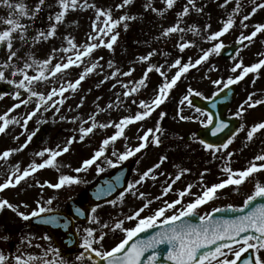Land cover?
<instances>
[{"label":"snow or ice","instance_id":"6c2138e0","mask_svg":"<svg viewBox=\"0 0 264 264\" xmlns=\"http://www.w3.org/2000/svg\"><path fill=\"white\" fill-rule=\"evenodd\" d=\"M133 3L134 0H121V3L115 5V10H123ZM162 3L165 5L163 9L154 7L152 0H147V3L143 7L145 11L151 10L159 16H163L165 12L174 8L177 0H162ZM231 3H233V0H223L218 6L221 9H227ZM247 4L251 5V11L241 15L246 4L244 0H235V6L228 12L227 19L221 20L222 27L212 32L210 31L211 24L209 23L204 25L203 30L196 24L182 27L184 18L192 10H195L197 13H203L204 7H206H198L197 0H187L182 10L176 13V22L168 27H162L159 36L154 37V39L167 40L173 34L179 33L181 34L180 38L174 46L178 48L180 53H183L186 49L197 46L194 41L185 39L184 34L191 32L193 35L200 36L202 40L211 46L207 49L201 48V54H199L198 58L193 59V57H189L185 62L182 56H178L171 63L165 60L164 64H154L151 63V60L157 54L165 57L170 54L153 48L146 55L137 57L139 63H147L143 75L139 79L125 81L122 77H131L135 72L134 67H129L127 71H123L114 61L109 60L107 62V69L110 71L105 72L104 65L101 63L104 58L102 56L94 57V53L101 47L114 51V45L117 44L120 37V26L122 25L124 31H127L129 27L128 22L136 20V15L125 11L119 17H114L112 7H98L95 3H89V0H54V3H49L48 0H37L31 8L24 0H0V6L8 9L7 16L0 17V24L7 25L3 30H0V50L4 46H6L7 50V58L0 62V84L10 85L14 89V91L0 92V99H3L4 96H11L13 100L18 101L8 108L6 112L0 114V122H2L0 123V134H4L12 124H17L24 129V132L21 133L22 135L27 133V139L24 144L19 148L7 149L3 153H0V160L7 162L13 153L23 151L39 131V127H37L28 133L29 122L39 116L40 118L36 120L37 125L47 123V119L43 117L49 111L53 113V116L59 115L68 99L65 93H75L82 82L91 74L96 73L102 77L96 84L97 88L109 80H114L115 83L112 84V89L117 88L118 85L123 89L122 92L115 93V104L117 107L124 104L129 98L134 97L137 93H140L142 89L147 88L150 73L155 72L162 78V82L154 89V95L150 101L133 98L132 104L136 105L139 110L134 115L122 116L118 122L111 120L107 123L97 121L96 117L101 112L114 107L113 103L109 102L104 108H101L98 102L102 97L96 98V111L89 114L87 119H82L78 116L68 118L60 115L59 118L62 121L69 120L71 123L79 121V128L73 130L76 134L68 137L66 143L63 145L57 144L55 148L43 147L37 151L34 154L36 157L44 158L47 155V158L42 159L39 163L33 160L27 167L21 170L20 163L17 162L8 172L7 179L3 183H0V193L9 187H17L22 181H26L28 177L46 167H56L59 170L57 157L67 153L73 143L83 142L97 128L107 129L113 127L115 128V132L111 136L104 138L99 148L93 152L89 159L83 160L80 167L73 169L76 173L87 171L93 165H96L98 172H102L104 169L97 163L101 158H103V163L109 167H117L122 162L129 160L131 157L136 156L137 153L146 149L149 144L159 147L162 143L160 137L163 134L159 121L167 116V113L163 111L159 114V120L155 128L147 129L143 132V135H139L141 130H137L139 143L135 147L126 146L122 152L113 149L111 157H114V159L105 155L110 144H114L119 138L128 139L125 135L127 126L149 118L153 112L159 109L170 98L171 91L178 86L181 78L189 73L191 69L201 66L209 60L210 56L214 54L219 55L225 49V44L221 38L233 29L237 16H240L239 23L242 29L236 40L237 45L240 47L236 49L235 55L232 56L234 63L230 68V72L235 74L238 70L240 71L238 75L229 76L226 80H212L211 83L213 85L223 86L218 87V91L213 93V95H219L224 89H228L231 85L242 81L249 73H257L258 70L264 68V58L259 59L258 62L250 66H245L243 60L238 59L240 52L244 48H247L258 34L264 33V23L258 22L251 25L253 30L250 33L245 34L244 30L250 27L246 22L251 20L257 11L264 9V0H247ZM46 7L49 9L57 8L58 10L48 13L47 20L49 24L46 29H37L36 34L30 37L28 35L29 25L23 23L22 20L27 18L28 20L35 21ZM89 8L94 9L95 19L92 20L91 32L87 34L85 42L78 44L75 37L68 34L63 37V41L67 46L62 44L59 47H53L51 53L45 59L35 58L31 51L26 53L27 58L18 55L20 49L14 48V40L17 38L14 34H18L22 47L24 45L34 47L41 41L46 42L57 35L58 26L64 23L69 9L87 10ZM101 17H103V20H101ZM257 55L264 57V53H257ZM18 61H22V66H20ZM81 66H83V70L78 74V78L75 80L67 79L70 69L74 67L81 68ZM172 69H175V72L169 78V72ZM29 70L35 72V75H30ZM213 70H216L214 66L210 71ZM6 73H10L11 78ZM17 76L20 79H15ZM58 76L61 80L59 87L52 86L46 94L45 92L36 90L37 85H47L49 81L55 82ZM253 84H255V79L253 80ZM25 93L27 94L26 96L24 95ZM255 95V93H249L248 97L239 105L234 113L235 117H242L247 109L264 104V99H254ZM193 96L199 97L202 96V93L189 85L186 93L180 99L179 105L183 106L187 102L189 108H194L193 102L190 99ZM207 98L210 99V97ZM84 99L85 97L82 96L76 108L83 106ZM33 102H35V107L31 111H27L22 118L15 116L9 118L10 114L16 109L21 106L27 108ZM69 111H72V109L69 108ZM194 113V115H184L183 107H178L177 110V115L182 121L199 122L205 128L213 124V116L206 113L203 109L194 108ZM202 117L206 118L202 119ZM244 128L245 125L241 124L239 128L229 130V123L217 118L211 130L212 135L216 136L218 133H225L226 138L220 143L207 142L204 139L198 140L203 150L210 152L214 158L221 159L223 164L221 171L227 174V179L208 186L204 183L203 179L208 171L205 169L200 173V191L198 193L192 192L193 185L191 183L183 189H174L173 185L191 170L187 168L180 169L174 177L172 174L157 173V170L167 160V156L162 155L156 164L146 169L142 174H139L138 179L129 181L127 187L119 193L117 198L119 201H123L127 194L145 201L130 215H126L124 219L114 218L112 224L107 222L101 223L99 217L96 215L100 205L97 204L95 207H92L88 220L90 225H98V228L89 226L77 229L78 232L82 231L83 236L79 242V247L82 251L75 256L76 264H158L161 253L157 249L161 245L166 246L163 252V259L169 262V264H237V261L242 259V253H246L249 249L254 250V258L244 259L243 264H264V255H261L264 252V203L254 204L257 198L264 199V184L259 181L255 182L254 190L246 197L243 201V206L240 208L228 205L227 208H213L211 212L204 215L198 214L200 206L215 199L219 190L227 186H236L238 188L254 173L264 170V153L254 156L249 165L242 170H234L230 166L231 159L235 153L227 150L233 144L239 132L243 131ZM261 130H264V121L257 122L250 127L247 131L246 140L252 141L254 135ZM14 139H19V137H14ZM160 176L166 177L165 186H162L159 195L149 199L150 194L140 191V187L143 186L147 179L150 178L155 181ZM80 183H84V181L78 176L61 174L56 183L49 181L41 183L37 180L35 186L42 190L45 187L58 190L65 186ZM114 190L110 185L107 189L98 191L97 199L101 196L110 195ZM173 192H175L176 199L171 201L165 199V197ZM186 196H193L194 199L183 203ZM117 200H109L108 203L116 205ZM154 201H162L161 206L151 209L150 206ZM35 203L36 207L34 209L30 212H25L20 209L28 208V204L24 202L13 204L8 199L3 198L0 199V211L9 209L24 221L39 218L40 222L46 225L58 223L59 218L57 216L44 215L45 213H51L52 209L49 206L52 205L53 198L44 200L43 192H41V198ZM178 205L180 206L179 208H177ZM245 209L249 210L245 211ZM146 211H149L150 214L146 216L142 215ZM225 211L241 212L243 214L233 218H213V213ZM168 212L172 214L169 215L167 214ZM75 213L77 216L85 215V212L79 208L75 210ZM195 216H198V223H193L190 219H187L188 217ZM125 220L135 221L136 223L133 227L126 228L124 227ZM65 226L67 225L65 224ZM154 228H158L159 230L148 235L146 238H138L140 233ZM116 231L122 232L123 238L116 242L114 246L106 248L104 240L107 238L109 232L114 234ZM134 237L136 238L135 240L133 239ZM40 239L48 241V246L44 247L41 244H33V238L29 236L21 237L20 240L21 244H27L28 247L40 248V255L21 252L18 247L17 253L11 254L10 258V255L0 251V264H69V261L62 256L61 249L52 246L49 235L45 234ZM0 240L8 241L10 240V236H0ZM130 241L133 242L129 243ZM233 245H236V247ZM149 252L151 254L147 256L146 262L142 261L145 254Z\"/></svg>","mask_w":264,"mask_h":264},{"label":"rangeland","instance_id":"374dc122","mask_svg":"<svg viewBox=\"0 0 264 264\" xmlns=\"http://www.w3.org/2000/svg\"><path fill=\"white\" fill-rule=\"evenodd\" d=\"M24 2L31 8L35 5L37 0H24ZM49 3H54V0H48ZM187 0H177L176 5L173 9L165 12L163 16H159L153 13L151 10L145 11L143 5L147 3V0H134V3L127 8L117 11L115 10V5L121 3V0H89V3H95L98 7H112L114 17H119L123 12L127 11L132 15H136L137 19L134 21H129V27L127 31H124L123 26L119 28L120 37L116 45H114V51H110L107 48L101 47L97 49L94 53V57L102 56L104 59L101 62L104 65L105 72H109L107 69V62L112 60L115 64L122 69L127 71L129 67H134L135 72L131 77H122L125 81L139 79L147 67V63H139L137 57L141 55H146L153 48L167 52L170 55L167 57L157 54L153 56L151 63L154 64H164L165 60L168 63L174 61L178 56H182L183 60L186 62L189 57L193 59L198 58L200 49H207L211 45L200 38V36L193 35L191 32L184 34L185 39L189 41H194L197 45L196 47H190L186 49L183 53H180L178 48L174 45L180 38L179 33L173 34L167 40H155L154 37L159 36L162 27H168L176 22V13L182 10L183 5ZM223 0H197V6L204 7L203 13H197L192 10L190 14L184 18V24L182 27H187L188 25L196 24L201 30L206 23L211 24L210 31L214 32L222 27L221 20L227 19L228 12L235 6V0L233 3L229 4L227 9H221L218 5L222 3ZM246 6L241 15L247 14L251 11V5L247 4V0H244ZM153 6L158 9H163L165 5L162 0H152ZM57 8L49 9L45 8L43 12L35 21L28 20L24 18L23 23L29 25L28 35L34 36L37 29L44 30L48 27L49 21L47 20V15L50 11H57ZM8 9L6 7L0 6V17H6ZM95 19L94 9H69L64 23L58 26L57 35L48 41H41L34 47L29 45L21 46L18 39V34H14L17 38L14 40V48L20 49L18 55L20 57H26V53L31 51L35 58L45 59L51 53L53 47H59L62 44L67 46L63 41L65 35L71 34L75 37L78 44L85 42L86 36L91 32L92 20ZM103 20V17H101ZM240 16L236 17V22L229 31L221 39L224 44H229L237 40V37L241 33V26L239 23ZM260 22L258 15L255 14L251 20L247 21L250 27L245 31V34L250 33L253 29L251 25ZM7 25L0 24V30H3ZM248 43V42H245ZM264 53V33L258 34L254 41L247 47L244 48L239 55L238 59H245V55L248 53ZM255 54L254 62H257L258 56ZM7 58L6 46L0 50V62ZM20 66H22V61H18ZM55 63V62H54ZM232 58L229 60L221 59L219 55H212L209 60L204 62L201 66L195 69H191L181 80L178 82V86L175 87L171 93L170 98L161 105L153 114L140 122H136L132 125L127 126L125 129V135L128 139L119 138L114 144H110L105 153L106 156L111 157L113 149L124 151L126 146L135 147L139 141L137 139V130H141L139 135H143V132L149 128H155L157 121L159 120V114L161 111L166 112L167 116L160 120V126L163 129V134L161 135L162 143L159 147L149 144V146L137 153L136 156L131 157L129 160L122 162L117 167L125 164L126 162H131L130 171L127 178V183L129 181H134L139 178V174H142L146 169L152 167L159 161L160 156H167V160L161 165L157 170V173L172 174L174 177L180 169L187 168L191 171L182 176L181 180L173 185L174 189H183L188 184H192V192L198 193L200 191L199 178L200 173L207 169V173L204 175V183L206 185H212L214 183H219L223 179H227V174L221 171L223 166L221 159L214 158L210 152L203 150L202 146L198 143V139L195 136V131L202 125L199 122L194 121H182L177 115L178 107H183L184 115H194V109L189 108L187 102L183 106L179 105L180 99L186 93V89L191 85L194 89L200 91L202 96L200 97H210L214 92L218 90V87H223L222 85L216 86L211 83L212 80L222 79L226 80L229 76L238 75L237 73H231L230 68L233 66ZM252 64V63H251ZM215 67L216 70L210 71L211 68ZM83 70L81 68L70 69L67 79L75 80L78 78V74ZM99 71V70H97ZM175 69L169 72V78L174 74ZM30 75H35V72L29 70ZM9 75L10 73H6ZM225 76V77H224ZM11 78V77H10ZM248 79H256L255 84L246 85L244 87V81ZM15 79H20L19 76ZM102 79L100 75L96 73L91 74L85 81L82 82L78 90L73 92L65 93L68 97L65 104L63 105L61 112L57 116H53L51 111L44 114L43 118L47 119V123H41L37 125L36 120L38 117L33 118L29 122L27 132L30 133L37 127H41L36 135L43 133L38 142L34 143L33 140L28 146L20 152L13 153L5 162L0 160V183H3L7 179V174L11 167L16 165L17 162L20 163V168L23 170L29 165L30 162L35 160L37 163L41 162L44 158L36 157L34 154L41 150L43 147L55 148L57 144L63 145L66 143L67 138L73 136L74 129L79 128V121L76 123H71L69 120H60L59 116L63 115L68 118L71 117H81L82 119H87L89 114L96 111V98L102 97L99 100V105L104 108L109 102H112L114 107L107 111L101 112L97 117L98 122L107 123L108 121H119L122 116L134 115L139 109L136 105L132 104V99L135 98L145 99L150 101L154 95V89L157 85L162 82V78L155 72L149 74V80L147 83V88L142 89L140 93H137L134 97L129 98L124 104L116 106V96L115 93L122 92L123 89L118 85L117 88L112 89V84L115 83L114 80H109L107 83L101 85L99 88L96 84ZM61 80L58 76L55 82L49 81L47 85L39 84L36 86V90L47 93L52 86L59 87ZM246 84V83H245ZM250 90H249V89ZM91 89V91H89ZM248 89V90H246ZM14 91L12 86L7 84H0V92ZM239 96L234 102V105L228 111L229 115H234L239 105L248 97L249 93H257L264 96V69H260L257 73H249L242 81L238 83ZM27 95L26 93L24 94ZM85 97L83 101V106L76 108V105L80 103L81 97ZM257 95L254 99H257ZM123 99V97H121ZM259 99H263L260 97ZM11 98V96H4L0 99V114H3L10 108L14 103H17ZM261 108L254 110V108L247 109L246 113L240 119V125L244 124L245 128L240 131L239 134L234 139L232 145L229 146L227 151H232L235 155L231 159L230 166L232 169H244L249 165V162L253 160V157L257 154L264 153V130L259 131L254 135L252 141L246 140L247 131L250 127L257 123L264 121V104H260ZM35 107V102L29 104L27 108L21 106L10 114L9 118L15 116L17 118H22L27 111H31ZM69 108L72 111H69ZM206 117H202L205 119ZM2 123V122H0ZM22 123V119H21ZM88 126V125H85ZM44 131V132H43ZM24 129L17 124H12L6 130L4 134H0V153H3L7 149L19 148L27 139V133L21 134ZM115 132V128L109 127L107 129L97 128L92 134L85 138L83 142H76L70 146V150L64 153L62 156L57 157V164L59 165V170L56 167H46L34 173L32 176L28 177L26 181H22L17 187H9L0 193V199L6 198L13 204H20L24 202L29 205L28 208H21V211L30 212L36 207V201L41 198V192H43L44 200L48 198H53V203L49 207L51 209L65 210L67 201L70 198H82V193L84 189L91 184L99 174H108L112 172L117 167H109L107 164L103 163V158H101L97 163L104 170L102 172L97 171L96 165L88 168L87 171H82L76 173L73 169L81 166V163L89 155L93 154L100 146L101 141L107 136H111ZM189 134L190 139L184 140L185 135ZM19 137V139H14V137ZM34 139V137H33ZM78 139V134H77ZM84 152V154H83ZM91 153V154H90ZM226 155V153H224ZM139 161V163H137ZM260 163V162H257ZM175 166V167H174ZM138 170V172H137ZM264 171L254 173L244 184L239 186H227L224 189L218 191L215 199L207 203L208 208H216L224 206L226 204H241L248 195L254 190V183L259 181L264 184L263 175ZM61 174H67L72 176H78L84 183L73 184L71 186H65L61 189H51L45 187L43 190L35 186V182L38 180L41 183L44 181H49L51 183H56L58 177ZM165 176H160L159 179L153 181L152 179H147V181L140 187V191L145 192L149 195V199L160 194L162 186H165ZM170 182V181H168ZM31 185V187H30ZM119 196V195H118ZM118 196L114 199L117 200ZM175 192L170 193L165 199L171 201L176 199ZM193 196H186L183 203L192 200ZM144 203L145 201L136 199L132 195L127 194L123 201L117 200V204L113 206L112 213L116 214L114 218L120 216H126L127 211L132 210L139 203ZM157 202V201H155ZM101 223L103 222L100 220ZM28 221L20 219L15 213L9 209H4L0 211V236L8 235L10 240L4 241L0 240V251L5 254L10 255L17 253V248L19 247L21 252L31 253L34 255H40L41 249L35 247H28L27 244H21V237L29 236L32 237L33 244H41L44 247L48 246V242L40 239V237L47 234L42 229H31L28 226ZM113 223V220H111ZM128 223L124 227L128 228ZM98 226V225H95ZM112 232L109 233V235ZM117 233V232H116ZM115 233V234H116ZM48 235V234H47ZM119 237V235H118ZM117 237L114 235L112 239L109 236L104 240V246L107 248L110 246ZM78 253H76L77 255ZM69 264H74L69 262Z\"/></svg>","mask_w":264,"mask_h":264},{"label":"water","instance_id":"95a60500","mask_svg":"<svg viewBox=\"0 0 264 264\" xmlns=\"http://www.w3.org/2000/svg\"><path fill=\"white\" fill-rule=\"evenodd\" d=\"M238 48V45H231L228 47H225L221 51V55L223 57L229 58L231 57L236 49ZM235 96V88L233 86H230L228 89H224L223 92L219 93V95H215L213 98L209 100H203L197 96H194L191 98L193 105L197 108H201L203 110H206L213 116V124L209 125L207 128H202L199 131H197V136L200 139H204L207 142H213V143H220L226 138L225 133H218L216 136L212 135V128L215 125V121L217 118L224 120L225 122L229 123V130L231 129H236L238 125V120L234 117H226L225 113L227 109L229 108L232 100L234 99ZM225 97H227L225 99ZM215 105V107H213ZM186 139H188V136H186ZM128 166L126 165L120 169H117L114 174L109 175V176H101L95 183L90 185L86 191V198L88 203H97V202H102L104 200H108L112 198L116 193L120 192L123 190L124 185H125V179H126V174L128 171ZM112 186L115 190L111 192L110 195L107 196H101L99 199H97L98 196V191H102L104 189H107L109 186ZM255 203H264V199L257 198V200L254 202ZM79 209L85 212L84 216H77L76 219H79L81 221L86 220V207L85 206H78ZM249 209H245L247 211ZM243 213L241 212H219V213H213V218H233L237 215H241ZM44 215H54L59 218L57 224H52V225H46L40 222L39 218H34L29 221V224L33 227L41 225L49 229L53 235V240L62 248H64V236H66V233H64V229L69 228L71 226L70 222H65L64 223V212L60 211H52L51 213H46ZM65 224L67 226H65ZM159 230L158 228L154 229H149L144 233H140L138 238H146L148 235H151L153 232ZM145 234L146 235L145 237ZM243 235V234H242ZM70 239H68L69 244H71L72 241L75 239V235L73 233V230L70 231ZM134 240L136 239L135 237L133 238ZM133 241H130L129 243H132ZM73 244V243H72ZM72 245L66 246V249L70 248ZM74 246V244H73ZM166 249L165 245H161L158 247L157 251L161 253L160 260L158 264H169V262L165 261L163 259V252ZM151 252L146 253L145 256L142 258V261L147 260V256L150 255Z\"/></svg>","mask_w":264,"mask_h":264},{"label":"flooded vegetation","instance_id":"af4514ba","mask_svg":"<svg viewBox=\"0 0 264 264\" xmlns=\"http://www.w3.org/2000/svg\"><path fill=\"white\" fill-rule=\"evenodd\" d=\"M257 15H258V18H259V20H260V22L259 23H264V9H262V10H259V11H257V13H256ZM264 69V68H263ZM260 70H258V72H259ZM150 198V197H149ZM75 199V201L76 202H78V203H85V195L84 194H82V198L81 199H78V198H74ZM189 202V201H188ZM139 203V202H138ZM187 203V202H186ZM143 203H139V205L138 206H136L135 208H133L132 210H128L127 211V215H130L135 209H137V208H139L141 205H142ZM161 204H162V201H157V202H153L152 204H151V206H150V208L151 209H155V208H157V207H159V206H161ZM97 204H94V205H92V206H89V209H88V214H89V216L91 215V212H90V209L92 208V207H95ZM99 205H100V207L98 208V210H97V213H96V215L99 217V219L100 220H102L103 222L102 223H104V222H107V223H109V224H112L111 223V220H114V216L116 215V214H113L112 213V208H113V206L114 205H112V204H110V203H108V202H103V203H99ZM180 206L178 205L177 206V208H179ZM66 211L65 212H68V204H67V209H65ZM212 211V208H208L207 207V204H205V205H202V206H200V208L198 209V214L199 215H204V214H206V213H208V212H211ZM148 214H150L149 213V211H146L145 213H143L142 215H148ZM167 214H172L171 212H168ZM124 217L125 216H120V217H116V218H120V219H124ZM196 218H198V216L196 217ZM126 223H128L129 225H128V228L129 227H133L134 225H135V221H127V220H125V224L124 225H126ZM89 226H93V227H97L98 228V226H95V225H90V223H89V220L87 221V222H84V223H81V222H78V221H74V229H75V231H76V234H77V238H78V244H77V248L75 249V250H61V254H62V256L65 258V259H67L69 262H73L74 264H76V262H75V256H76V253H79L80 251H82V249H80V247H79V242L81 241V239H82V236H83V233H82V231L81 232H78L77 231V229H83V228H85V227H89ZM117 232V233H116ZM114 234L113 233H111L110 235L108 234V236H109V239L111 240L112 239V237L115 235L117 238L115 239V241L112 243V244H114L116 241H118L119 239H121L122 237H123V233L122 232H120V231H116ZM110 233V232H109ZM118 235H119V237H118ZM51 244H52V246L53 247H57V246H55L54 244H53V242L51 241ZM111 244V245H112ZM234 247H236V245L234 246ZM58 248V247H57ZM250 253H252V255H250ZM242 255H245V258L244 259H248V258H250V257H253L254 258V250H252V249H249L246 253H242ZM261 255H264V252H262L261 253ZM243 259V260H244ZM242 264H243V261H242Z\"/></svg>","mask_w":264,"mask_h":264}]
</instances>
